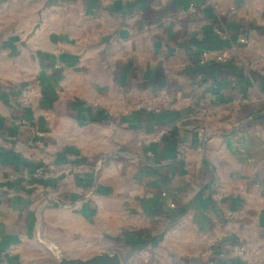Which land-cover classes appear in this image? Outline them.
<instances>
[{"label": "crops", "instance_id": "crops-1", "mask_svg": "<svg viewBox=\"0 0 264 264\" xmlns=\"http://www.w3.org/2000/svg\"><path fill=\"white\" fill-rule=\"evenodd\" d=\"M264 264V0H0V264Z\"/></svg>", "mask_w": 264, "mask_h": 264}, {"label": "water", "instance_id": "water-1", "mask_svg": "<svg viewBox=\"0 0 264 264\" xmlns=\"http://www.w3.org/2000/svg\"><path fill=\"white\" fill-rule=\"evenodd\" d=\"M59 264H120V259L116 254L102 252L85 260L79 258L61 259Z\"/></svg>", "mask_w": 264, "mask_h": 264}, {"label": "rangeland", "instance_id": "rangeland-1", "mask_svg": "<svg viewBox=\"0 0 264 264\" xmlns=\"http://www.w3.org/2000/svg\"><path fill=\"white\" fill-rule=\"evenodd\" d=\"M124 264H125V262H124Z\"/></svg>", "mask_w": 264, "mask_h": 264}]
</instances>
